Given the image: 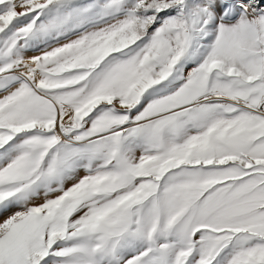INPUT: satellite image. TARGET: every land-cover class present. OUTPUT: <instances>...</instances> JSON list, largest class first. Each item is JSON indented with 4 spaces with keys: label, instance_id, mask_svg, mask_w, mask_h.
<instances>
[{
    "label": "snow or ice",
    "instance_id": "obj_1",
    "mask_svg": "<svg viewBox=\"0 0 264 264\" xmlns=\"http://www.w3.org/2000/svg\"><path fill=\"white\" fill-rule=\"evenodd\" d=\"M0 264H264V0H0Z\"/></svg>",
    "mask_w": 264,
    "mask_h": 264
}]
</instances>
